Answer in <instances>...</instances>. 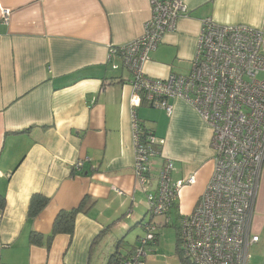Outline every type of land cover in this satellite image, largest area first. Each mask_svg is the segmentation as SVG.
<instances>
[{"label": "crops", "instance_id": "obj_1", "mask_svg": "<svg viewBox=\"0 0 264 264\" xmlns=\"http://www.w3.org/2000/svg\"><path fill=\"white\" fill-rule=\"evenodd\" d=\"M181 1L186 15L149 54L148 78L190 73L205 19L264 31V0ZM2 9L11 12L7 25ZM149 17L148 0H0V264H120L143 236L148 211L134 175L131 73L112 50L139 38ZM168 103L170 115L143 101L137 119L173 163L172 182L195 181L171 208L175 238L164 245L172 210L150 218L157 236L143 264H183L179 222L192 213L213 172L211 129L185 101ZM162 157L153 162L150 191ZM34 194L49 203L31 220ZM84 199L89 208L76 216L72 236L57 235L48 251L29 242L32 232L48 236L56 215ZM250 234L258 241L249 248V264H264V164Z\"/></svg>", "mask_w": 264, "mask_h": 264}, {"label": "built area", "instance_id": "obj_2", "mask_svg": "<svg viewBox=\"0 0 264 264\" xmlns=\"http://www.w3.org/2000/svg\"><path fill=\"white\" fill-rule=\"evenodd\" d=\"M148 4L150 17L142 35L112 50L131 73L134 175L147 211L151 219L166 216L183 186L195 180L172 182L173 163L162 157V144L154 134L141 127L136 110L144 101L170 115L169 100L181 99L211 129L214 165L194 210L180 219V259L183 264H249V248L258 241L250 234V222L264 164V31L205 19L190 73L154 80L144 75L143 65L163 34L175 30L186 7L181 0H148ZM10 14L1 10V24H8ZM159 157L164 165L150 191L153 162ZM81 169L82 163L74 165L76 172ZM141 228L143 236L120 264H143L147 248L155 244L158 225L143 222Z\"/></svg>", "mask_w": 264, "mask_h": 264}, {"label": "trees", "instance_id": "obj_3", "mask_svg": "<svg viewBox=\"0 0 264 264\" xmlns=\"http://www.w3.org/2000/svg\"><path fill=\"white\" fill-rule=\"evenodd\" d=\"M48 203V198L40 194L32 195L27 208L28 219H35L45 209ZM4 207L5 199L0 195V210H3ZM88 208L89 206L88 204H86V201L84 199L76 209L60 211L55 217L50 234L48 236H41L37 233L32 232L29 237V242L33 245L44 246L47 251L50 250L52 241L57 235L72 236L75 229L76 216L79 213H86Z\"/></svg>", "mask_w": 264, "mask_h": 264}, {"label": "rangeland", "instance_id": "obj_4", "mask_svg": "<svg viewBox=\"0 0 264 264\" xmlns=\"http://www.w3.org/2000/svg\"><path fill=\"white\" fill-rule=\"evenodd\" d=\"M163 112H165L164 110H163ZM172 211H170L171 212V214H170V218H169V220H168V218H167V222H168V224L167 225H164L165 227V229H164V235H163V242H164V245L165 244H167L168 243V241L167 240H170V239H173V238H175V236H176V230H177V223H178V218H177V215H176V210L175 209H171ZM164 217V216H163ZM150 214L149 213H147V216H146V218H145V220H144V222H151L150 221ZM138 229L137 228H135V231H137ZM140 232L142 233V235H143V232H142V230H140ZM132 235H135V233H133ZM132 235L130 236V237H132ZM251 263V262H250ZM104 264H106V262L104 263ZM252 264V263H251Z\"/></svg>", "mask_w": 264, "mask_h": 264}]
</instances>
